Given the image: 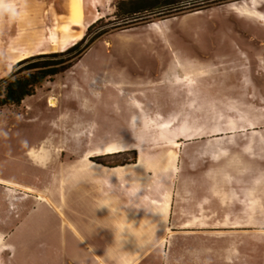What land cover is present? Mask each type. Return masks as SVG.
<instances>
[{
    "label": "rangeland",
    "instance_id": "374dc122",
    "mask_svg": "<svg viewBox=\"0 0 264 264\" xmlns=\"http://www.w3.org/2000/svg\"><path fill=\"white\" fill-rule=\"evenodd\" d=\"M70 1L0 4V25L27 10L32 29L48 30L0 79L33 51L108 30L35 95L0 107V264H264V220L120 221L125 247H105L90 215L100 184L79 170L143 151L173 187L235 174L264 183V0H210L128 25L122 0H74L71 12ZM57 24L80 37L52 48ZM110 143L126 146L95 153Z\"/></svg>",
    "mask_w": 264,
    "mask_h": 264
},
{
    "label": "crops",
    "instance_id": "0c3cea01",
    "mask_svg": "<svg viewBox=\"0 0 264 264\" xmlns=\"http://www.w3.org/2000/svg\"><path fill=\"white\" fill-rule=\"evenodd\" d=\"M21 1L23 3L24 0ZM72 1L74 0L69 2L70 12ZM25 12L27 10H22L23 14ZM50 19L54 20V18ZM54 25L47 28L54 27ZM57 25L70 30L67 25ZM45 30L47 31V29ZM42 52L52 51L42 48L27 56ZM245 141H252V139ZM124 146L126 145L116 146L110 143L95 153L113 152L125 148ZM133 147L141 150L140 145H133ZM250 152L253 153L252 148ZM92 154L94 153H88L87 156ZM152 160L147 153L138 151L137 161L133 163L108 167L92 162V165H95L94 168L92 167L93 170H86V167L79 169L100 184L99 198L92 204L93 213L90 215L93 221L100 223L101 238L103 243L105 240V247H125L124 241L125 238L127 241L128 236L123 237L119 234L118 222L120 221L188 223L219 220L233 222L264 220V183L262 179L259 183L254 182L252 176L235 174L230 177L227 183L198 181L190 185L182 180L179 185L173 187L172 175L158 173L157 166ZM150 169H153L155 173L150 172ZM254 206H260L256 213L260 217L253 216ZM224 207H228V215H225ZM120 238H124L123 241H120ZM133 251L142 252L144 250ZM105 252H120V250Z\"/></svg>",
    "mask_w": 264,
    "mask_h": 264
},
{
    "label": "trees",
    "instance_id": "16d2710c",
    "mask_svg": "<svg viewBox=\"0 0 264 264\" xmlns=\"http://www.w3.org/2000/svg\"><path fill=\"white\" fill-rule=\"evenodd\" d=\"M209 1L122 0L117 5V11L122 23L128 25L155 17L170 16L188 9L189 6L198 7L210 3ZM106 32H108L107 29L101 30L89 41H87V34L63 51L42 52L18 61L13 65L12 72L0 79V107L11 104L19 105L27 97L35 95L41 84L54 80L56 76L78 63L89 46Z\"/></svg>",
    "mask_w": 264,
    "mask_h": 264
},
{
    "label": "bare ground",
    "instance_id": "6f19581e",
    "mask_svg": "<svg viewBox=\"0 0 264 264\" xmlns=\"http://www.w3.org/2000/svg\"><path fill=\"white\" fill-rule=\"evenodd\" d=\"M9 1L10 0H0V4H7ZM5 14V16H7V13ZM10 19L11 22L5 21L3 22L4 24L2 23L0 25V73L9 65L8 62L30 52L31 49L24 48L23 45L25 43H28V41H41V39L48 33V30L45 33V31L42 30V32H38L35 30L36 28L32 29L30 24H28L30 19L27 18L22 12L18 13L16 16L11 14ZM79 25L82 26L81 23ZM15 26L17 29L14 36L12 34ZM30 31L33 32L31 33ZM57 34L58 36L55 34L52 40L49 42V45L55 49H63L68 45V43H70V41H75L80 37V34L72 35L67 27H58ZM12 36H14V38ZM47 44L48 42H45L43 46ZM50 105H57V99L53 96L50 98Z\"/></svg>",
    "mask_w": 264,
    "mask_h": 264
}]
</instances>
